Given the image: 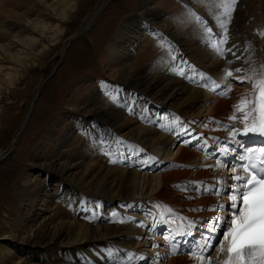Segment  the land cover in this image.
Returning <instances> with one entry per match:
<instances>
[{
	"label": "bare ground",
	"instance_id": "bare-ground-1",
	"mask_svg": "<svg viewBox=\"0 0 264 264\" xmlns=\"http://www.w3.org/2000/svg\"><path fill=\"white\" fill-rule=\"evenodd\" d=\"M42 1L44 0H0V20L7 21L10 17L16 21H23V16L15 13V8L24 2L30 4L31 8H36L38 6L35 3ZM73 1L62 0L63 8L56 6L64 12L63 17L57 14L56 7L53 9L51 14L52 17H55L56 22H46V26L43 28H40L37 23H33L31 27L25 25L24 28L31 35H27L26 38H18L17 44L21 42L28 46L36 45L39 36H46L51 32V29L60 30L61 28L60 34H62L64 32L62 23H65V19L69 17ZM102 1H104L103 4H101ZM102 1L86 19L83 27L92 23L96 14L99 10L102 11L109 0ZM150 1L154 0H144L141 4L140 14L128 18L119 25L113 31L111 38L100 48L103 52L100 51L102 55L99 57V61L107 77L102 82H106L109 86L118 85L120 90L116 92L110 87V96L105 93V89L101 85L97 90L91 92L86 102L80 96H74L70 102L76 113V121L84 122L86 130L96 142L98 140L110 142L112 148L116 149L115 141L122 140L143 149V151L139 155L128 156L135 149H129L127 144L120 145L118 150L128 156L123 160V162L130 163L128 166L119 162L118 166H116L117 164L110 165L104 162L103 157L93 154L75 166L64 164L62 159L61 162L52 160L46 167H51L62 179V186H65L63 182H66L65 171L73 169L75 178L67 177V181H73L77 187H69L70 197L65 194V199L71 201L78 195L74 200L73 213L75 217L72 220H64L54 213L50 204L54 206V203L58 201L57 195L54 194L50 200L45 199V207L33 213L36 218H42V221L31 223L32 230L27 234V239L34 246L29 250H25V246H17L18 248L15 246L18 251L17 255L19 252L26 251L33 257L40 258L38 256L40 248L49 245L64 248V244L63 246L58 244L64 242L68 248L74 251L73 253L72 250H69L73 255L67 259L72 264H84L85 258L91 264H110L107 257L108 249H112L114 253L119 250L117 255H123L126 252L136 254L133 264H154L153 258L156 253L160 254L159 264H194L195 258H190L186 254L184 246L194 247L195 242L199 241L202 235L207 234L208 225L205 222L210 218L229 216L230 201L226 192L223 195H215L196 191L191 182L201 181L205 186L211 187L217 184V180L226 181L227 183H221L224 187L221 184L218 185L221 188H227L231 183L230 177L233 174L224 166V163L219 168L208 166L216 165L217 160L211 158L214 157V154H218L219 149L223 148L225 143L232 145L228 132L231 124L229 116L232 105L238 102L239 94L250 90V85H242L239 81L232 82L231 94L226 98L209 88L197 85L194 87L190 85L193 83L189 80L171 72L169 69L172 61L167 49L169 62L165 67L162 66L165 62L162 53L146 62L143 68L141 67L142 69L139 68V62H133L132 59L136 57L137 49H140L139 47L146 41L144 32L155 31L163 34L172 42L175 49L172 55L178 57L177 63H179V59H183L219 81L223 76L220 71L222 68L240 67L249 58L254 67L259 68L264 64V36L260 35L264 20H259L254 16L252 28L245 29V31L238 29V35L243 40L232 39L228 42L227 47L233 44L237 45L239 48L237 55L241 56V61L228 65L225 58L218 57L210 50V47L205 46V43L202 42L203 35L197 32L199 28L189 29L182 34L179 29L174 31L166 23L159 24L158 20L163 21L165 17L146 9ZM53 2H59V0H53ZM185 2L192 3L195 8L201 10L199 7L202 4L198 5L194 0H185ZM239 5H245L246 10L249 9L250 14L247 19L257 10L264 14V0H245ZM78 12L80 13L81 10ZM205 12L206 8L202 10L201 14H205ZM25 13H30V11ZM141 13L148 20H145ZM248 21L250 23V20ZM27 22L29 21L27 20ZM209 23L212 24L213 21L211 20ZM12 26L14 27V24ZM215 30L217 29L214 27ZM0 43L2 44V42ZM254 43L255 45H253ZM192 49L196 53L203 50L206 54L205 56L200 54L194 56L199 58L194 63L184 54L185 52L189 53ZM0 53L8 54L9 47L0 45ZM227 59L233 58L229 55ZM85 81L89 84L96 79L91 77ZM103 96L114 97L110 106L106 105ZM130 108L133 111H129ZM31 113L32 110L24 117L22 131L28 123ZM173 116L179 117L187 124L191 135L178 137L175 131L169 132L161 127V125L170 126ZM60 119H62L61 116L59 121ZM78 123L76 125L79 129ZM57 125L54 123V127ZM76 125H70L62 141L59 140L60 144H64L63 147L70 145L72 136L76 132ZM158 128H162L161 131L165 133H161L157 130ZM201 134L207 140V145L203 150H201V146L205 144V140L198 139ZM256 138L238 137V139H243L245 144H253ZM189 140L190 143H182V141ZM45 141L48 142L49 139L46 138ZM88 142L95 144L93 140ZM173 146H176V149L179 148L177 154L172 152L171 147ZM3 155L0 156V160ZM41 155H37V157L40 159ZM149 157H154L155 160L149 161ZM167 159L174 160V163L171 162L169 166L162 164ZM143 161H148V163L145 164ZM131 163H139V167L134 169V165ZM175 165H184L185 167H176ZM124 166L129 168H122ZM176 168L181 169L172 171ZM103 202H108L110 207L113 206L111 209L114 211L111 218L106 219ZM218 204L225 206L221 215L219 211L211 210ZM157 205H161V207H157ZM163 206L170 207L174 213L178 214V217H185L197 225L193 235L177 236L182 245L181 252L185 254H170V249L165 245V233L162 232L164 226L161 219H170L171 221L176 219L179 225L182 221L167 214ZM140 209H143V212ZM93 211L95 213L93 221L89 222L84 217ZM78 214H81L80 217ZM60 215L62 214L60 213ZM58 218L60 225L58 230L53 232L51 228L54 220ZM116 219H126L127 222L125 221L123 225L112 226V221ZM102 221H106V223L99 226L104 223ZM138 228L139 231H137ZM8 238L16 239V236L11 234ZM153 245H159V247ZM64 251L59 248L55 249L56 254L60 256ZM215 256L216 253L212 255V257ZM16 257L9 263L32 264L20 261V256ZM6 261L2 260L0 264H7ZM213 264L217 263L213 261Z\"/></svg>",
	"mask_w": 264,
	"mask_h": 264
},
{
	"label": "rangeland",
	"instance_id": "rangeland-1",
	"mask_svg": "<svg viewBox=\"0 0 264 264\" xmlns=\"http://www.w3.org/2000/svg\"><path fill=\"white\" fill-rule=\"evenodd\" d=\"M61 1L34 2L38 6L36 8H31L30 4L24 2L15 8V13L23 16L22 22L10 17L7 21L0 20V42H2L0 45L9 47L8 54L0 53V156L6 154L14 144L12 152L0 160V245H2L0 247V263L2 260H7L6 263L10 264L9 262L16 259V256H20V261L32 264H72L67 259L71 258L74 251L68 248L64 242L58 243L62 246L64 244V248L56 245L40 248L39 255L37 254L40 258L33 257L26 251L19 252L17 255L16 248L25 246V250H29L34 246L27 239V234L32 230L31 223L42 221V218H36L33 213L45 207V199L50 200L54 194L57 195L58 203L55 202L54 206L50 204L54 213L64 220H72L75 217L73 213L74 200L78 195L71 201L65 199V194L69 196L71 192L68 188L77 187L73 181H67V177L75 178L73 169L65 171L64 179L67 183L63 182L65 186H62V179L51 167L46 166L52 160L61 162V159L64 164L75 166L90 157V154L103 157L104 162L110 165L117 164L109 162V157L102 153L98 143L91 137L89 131L85 130L84 122L76 121V113L70 102L74 96H80L86 102L91 92L97 90L101 86V82L107 78L99 61L103 52L100 48L111 38L113 31L119 25L128 18L140 14L141 4L144 0H109L102 11L96 14L91 26L83 32L81 29L84 22L97 9L102 0H74L69 17L65 19V23H62L64 30L62 34H60L61 28L60 30L51 29V32L46 36H39L36 45L28 46L21 44L20 41L17 44L18 38H26L27 35H31L24 28L25 25L31 27L33 23H37L40 28H43L46 26V22H56L51 12L56 6L63 8ZM243 2L245 0H238L236 10L232 14L229 24V41L232 39L243 40L238 35V29L245 31V29L252 28L254 16L259 20H264V14L262 11L258 12L259 10L247 19L250 11L246 10L245 5H239ZM185 5H191L200 14L205 8L204 5H201L200 10L195 8L192 3L176 2L175 0H154L149 2L146 9L165 17L163 21L158 20L159 24L166 23L174 31L179 29L183 34L189 29L197 28L195 22L185 19L187 13ZM59 7H56V12L60 17H63L64 12ZM78 10L81 12L79 13ZM27 11L30 13H25ZM141 14L145 20H148L143 13ZM201 15L206 17L208 13L205 12ZM180 20L183 22H179ZM197 32L203 35L201 29H197ZM261 32H264V26ZM144 34H146V41L139 47L140 49H137L136 54L134 53L136 57L132 61L139 62V68H143L146 62L162 53L165 59L162 66H167L169 56L166 48L161 46L158 35L147 32ZM69 40H71L70 44L65 50ZM210 50L214 53L212 49ZM184 54L195 63L199 58L194 56L197 54L205 56L206 52L201 50L196 53L192 49L189 53L185 52ZM52 72H54L53 75H51ZM91 77H94L96 81L88 84L85 80L91 79ZM190 85L196 86L194 83H190ZM38 91L39 96L34 102ZM102 98L106 105L110 106L113 98L110 96ZM30 110L32 113L29 121L24 130L18 134L24 117ZM60 116L62 119L59 121ZM76 122H79V129ZM54 123L58 125L54 127ZM70 125H76V132L72 136L70 145L63 147L64 144H60L59 140L62 141ZM157 130L165 133L161 131L162 128ZM46 138L49 139L48 142L45 141ZM91 140L95 143L94 145L88 142ZM175 148L176 146H173L171 150L177 154L179 148L174 151ZM37 155L42 157L39 159ZM171 162L174 163V160L167 159L162 164L169 166ZM119 163L130 165L127 162ZM131 164L134 165V169L139 167V163ZM179 169L181 168L172 171ZM103 207L106 219L111 218L114 211L111 209L113 206L110 207L108 202H103ZM140 211L143 212V209ZM219 212L221 215L223 211ZM80 215L78 214L79 217ZM121 220L123 219L113 220L112 226L123 225L125 221L127 222L126 219L123 220L124 222ZM102 222L104 223L99 226L106 223V221ZM59 225V218L55 219L51 231H57ZM11 234L16 236V239L8 238ZM57 248L65 250V253L63 252L61 256L57 255L55 252ZM69 250H72L73 253ZM214 253L216 252L213 250L210 253L211 256ZM156 256L157 253L154 257Z\"/></svg>",
	"mask_w": 264,
	"mask_h": 264
},
{
	"label": "snow or ice",
	"instance_id": "snow-or-ice-1",
	"mask_svg": "<svg viewBox=\"0 0 264 264\" xmlns=\"http://www.w3.org/2000/svg\"><path fill=\"white\" fill-rule=\"evenodd\" d=\"M197 4H202L206 8L208 16L205 17L196 12L191 6L185 5L187 9L185 19L195 22L197 28L203 31L202 42L210 47L214 53L225 58L228 65L241 61V56L237 55L238 46L233 44L230 47H225L229 42V24L232 20V14L235 11L238 0H194ZM209 20L213 23L210 24ZM179 22H183L180 20ZM214 27L217 29L214 31ZM161 41V46L168 50L171 57L172 65L170 71L177 74L197 86L209 88L216 94L223 97H229L232 91L231 83L239 81L240 84H249L250 90L241 93L238 96V102L232 105V111L229 116L231 124L229 125L230 143L234 145L229 147L225 143L224 147L219 149L217 163L215 166L219 168L222 161L219 157H227L232 152L236 151L235 146H239L240 151L236 154L233 164L224 165L230 167L232 176L231 183L227 188H221L218 185L227 183L226 181L217 180V184L207 187L201 181L191 182L195 186L196 191L209 192L210 194L223 195L225 192L230 201L228 209V217H213L205 223L208 225L207 234L202 235L200 240L195 242L194 247L188 250L186 254L194 259V264H213V260L217 264H264V143L259 146H247L243 139L248 137H259L264 141V64L259 68L253 66L251 59L245 60L240 67L230 68L225 67L220 71L223 73L221 80H217L190 62L179 59L172 55L175 51L171 41L163 34H157ZM264 36V32L260 33ZM249 47L251 45L249 44ZM231 55L233 59H227ZM247 66H244V65ZM239 74V75H238ZM105 93L111 96V89L118 92L119 86H109L106 82H101ZM114 98V97H113ZM133 111V109H129ZM143 119V117H142ZM161 127L169 132H176L179 137L181 135H191L187 124L180 120L179 117L173 116L171 125H161ZM198 139L205 140V144L201 146V150L207 145V140L203 134ZM191 141H182V143H190ZM102 153L109 157L110 163L123 162L130 155H139L143 149L128 144L126 141H115L117 148L113 149L110 142L104 140L97 141ZM127 144L129 149H135L126 156L120 152L119 146ZM149 161L155 160L154 157H149ZM147 164L148 161H143ZM176 167H185L184 165H175ZM178 187H180L178 185ZM186 188V186H184ZM127 207V206H125ZM161 207V205H157ZM166 213L179 218L182 223L175 228H169L164 234L165 245L170 249V254H185L181 252L177 236L188 237L193 235L196 223L188 220L185 217H178L173 209L168 206H163ZM225 206L222 204L211 208L212 211H223ZM86 210V209H85ZM209 210V209H204ZM195 211V209H194ZM94 211L84 218L89 222L93 221ZM121 222H124L121 220ZM165 219H161L164 223ZM223 230L222 237L220 232ZM214 243L217 246L214 248ZM159 247V245H153ZM216 252V256H211V251ZM112 249L107 250V257L110 264H133L136 254L132 252L117 255ZM223 257V259H221ZM159 254L153 258L154 264H159ZM84 264H91L85 258Z\"/></svg>",
	"mask_w": 264,
	"mask_h": 264
},
{
	"label": "water",
	"instance_id": "water-1",
	"mask_svg": "<svg viewBox=\"0 0 264 264\" xmlns=\"http://www.w3.org/2000/svg\"><path fill=\"white\" fill-rule=\"evenodd\" d=\"M104 3V1H102V3L101 4H103ZM98 13H100V10H99V12ZM88 26H90V25H85L80 31L81 32H83L86 28H88ZM80 32V33H81ZM70 41L71 40H69L68 41V43H67V45H66V47L65 48H67L68 47V45L70 44ZM54 74V72H52L51 73V75H53ZM50 77V76H49ZM39 92H37V94H36V97L34 98V102L36 101V99L38 98V96H39V94H38ZM22 132V130L20 129V131L18 132V134H20ZM18 136V135H17ZM13 147H14V144H13V146L6 152V154H4L3 156H2V159H4L5 157H7L10 153H11V151H12V149H13ZM0 159H1V157H0Z\"/></svg>",
	"mask_w": 264,
	"mask_h": 264
}]
</instances>
